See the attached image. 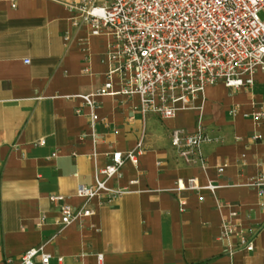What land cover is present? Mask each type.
I'll return each instance as SVG.
<instances>
[{
	"label": "crops",
	"instance_id": "1",
	"mask_svg": "<svg viewBox=\"0 0 264 264\" xmlns=\"http://www.w3.org/2000/svg\"><path fill=\"white\" fill-rule=\"evenodd\" d=\"M67 2L0 0V264L44 244L49 264H97V255L100 264H264V194L244 186L264 177V117L255 122L251 116L257 109L264 115V74L252 87L219 82L195 101L200 112L169 120L143 118L136 97L97 99L93 143L88 110L74 96L104 83L111 41L105 32L92 37L73 26ZM198 120L212 141L202 149L204 170L183 164L169 142L173 129L192 133ZM253 135L262 140L252 141ZM140 139L137 165L125 162L107 181L126 193L110 202L97 197L84 226L59 229L58 207L48 197L60 195L78 207L77 186H91L112 153L132 150ZM224 163L218 177L215 167ZM195 176L201 185L230 187L215 195L170 191L177 180ZM178 198L185 199L184 210ZM228 207L237 212L238 231L252 239V252L229 256L219 240Z\"/></svg>",
	"mask_w": 264,
	"mask_h": 264
},
{
	"label": "built area",
	"instance_id": "2",
	"mask_svg": "<svg viewBox=\"0 0 264 264\" xmlns=\"http://www.w3.org/2000/svg\"><path fill=\"white\" fill-rule=\"evenodd\" d=\"M66 8L73 26L86 27L92 37L105 32L111 41L104 54L109 66L104 83L89 94L74 96L88 110L93 143L94 126L99 121L95 113L97 99L115 94L128 99L136 97V111L143 118L152 114L169 120L182 111L200 112L201 106L196 107L195 101L219 82L234 89L252 87L256 75L264 74V20L258 17L264 13V0H68ZM75 114L80 115L81 111L77 109ZM251 116L255 122L264 117L262 109ZM251 140L258 142L262 137L253 135ZM169 142L183 164L206 169L202 149L212 141L199 120L192 133L173 129ZM141 155L142 139L124 154L112 153L109 163L95 170L91 186H77L75 196L81 204L76 208L63 196L50 195L49 202L58 207L59 229L73 224L84 226L94 214L91 205L97 197L104 196L110 202L125 194L124 190L107 186V181L118 174L125 162L137 165ZM226 168L225 163L216 166V175L222 177ZM244 186L259 188V194L263 195L264 177L250 178ZM227 187L230 186L210 180L201 185L195 176L177 180L170 191L178 194L206 191L215 195ZM178 204L184 210L185 199L178 198ZM227 210L219 240L227 243L229 256L240 251L252 252V239L238 231L237 212L230 207ZM96 259L100 264L102 255ZM36 260L40 264L50 263L45 244L25 251L16 259L8 258L5 264H34Z\"/></svg>",
	"mask_w": 264,
	"mask_h": 264
},
{
	"label": "rangeland",
	"instance_id": "3",
	"mask_svg": "<svg viewBox=\"0 0 264 264\" xmlns=\"http://www.w3.org/2000/svg\"><path fill=\"white\" fill-rule=\"evenodd\" d=\"M258 17H259L260 20L263 21V20H264V13H260V14L258 15Z\"/></svg>",
	"mask_w": 264,
	"mask_h": 264
}]
</instances>
